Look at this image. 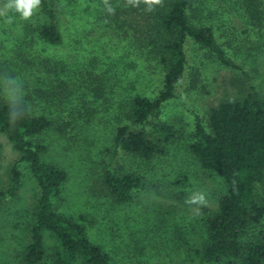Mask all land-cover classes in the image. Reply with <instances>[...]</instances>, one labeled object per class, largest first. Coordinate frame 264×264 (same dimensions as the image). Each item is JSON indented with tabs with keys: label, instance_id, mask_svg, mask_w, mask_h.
<instances>
[{
	"label": "rangeland",
	"instance_id": "1",
	"mask_svg": "<svg viewBox=\"0 0 264 264\" xmlns=\"http://www.w3.org/2000/svg\"><path fill=\"white\" fill-rule=\"evenodd\" d=\"M112 1L118 0H108L114 9L119 6ZM260 1L261 19L252 24L238 0H195L201 5L196 19L212 25L217 44L236 66L221 64L197 43L187 46L186 70L175 96L163 104L157 119H150L174 130L165 152L148 161L125 153L119 158L123 170L142 172L147 180V187L128 203H117L98 188V161L116 127L127 123L129 100L158 94L161 66L130 34L118 30L103 0H56L61 40L55 44L38 34L39 9L27 20L14 12L0 16V97L25 100L32 114L53 120L52 128L41 135L47 145L42 157L67 170L55 207L82 216L88 238L101 245L114 264H175L178 259L170 262L168 248L156 241L165 233L172 237L200 228L216 210L224 186L190 154L194 114L205 122L211 108L223 100L264 95ZM3 3L0 0V7ZM6 78L17 81L21 93L10 98ZM62 123H68L65 132H54ZM19 157L0 132V190L9 185L13 164L20 173L15 195L0 203V264H21L37 198L28 163ZM45 235L49 248L53 240Z\"/></svg>",
	"mask_w": 264,
	"mask_h": 264
},
{
	"label": "trees",
	"instance_id": "2",
	"mask_svg": "<svg viewBox=\"0 0 264 264\" xmlns=\"http://www.w3.org/2000/svg\"><path fill=\"white\" fill-rule=\"evenodd\" d=\"M247 20L254 24L262 16L260 0H238ZM111 16L123 34H130L134 44L145 49L161 66V89L153 98L134 95L124 111L127 123L116 127L111 144L98 161V188L117 203H128L136 191L147 187L146 176L135 170H123L120 156H135L148 161L163 154L174 130L157 119L162 106L175 96L187 65V46L197 43L221 64L235 67L217 44L211 24L199 19L195 0H163L147 11L141 3L132 7L126 0ZM197 11L196 13H193ZM125 13L124 18L118 14ZM197 15V16H196ZM56 0H41L38 34L46 42L61 40L56 23ZM124 30V31H123ZM20 115L14 121L10 119ZM194 140L191 156L204 170L219 177L224 191L216 210L208 214L186 234H165L160 243L175 264H264V95L248 93L227 99L211 108L204 122L194 114ZM53 120L45 114H32L25 100L5 101L0 97V132L19 152V161L28 163L37 186L28 243L20 255L21 264H114L102 246L88 238L84 218H77L55 207L61 198L67 170L46 161L47 150L41 135L52 128ZM68 123L54 132L64 133ZM57 132V133H58ZM10 183L0 190V203L14 196L20 186L16 164L10 167ZM45 234L52 245H45ZM173 253V254H172Z\"/></svg>",
	"mask_w": 264,
	"mask_h": 264
},
{
	"label": "clouds",
	"instance_id": "3",
	"mask_svg": "<svg viewBox=\"0 0 264 264\" xmlns=\"http://www.w3.org/2000/svg\"><path fill=\"white\" fill-rule=\"evenodd\" d=\"M103 3L106 11L109 14H113L115 9L109 4L108 0H103ZM126 3L132 7H138L143 3L146 5V10L151 12L154 11V6L162 5L163 0H126ZM40 5L41 0H4L2 7H0V16H5L8 12H14L19 14L21 19L27 20L39 9ZM10 20L11 18L9 17ZM5 83L8 86L10 98L14 97L16 93H21V86L17 81L6 78ZM20 114L18 108L15 118L11 114L10 119L14 121ZM200 199L202 200L203 198L201 197Z\"/></svg>",
	"mask_w": 264,
	"mask_h": 264
}]
</instances>
